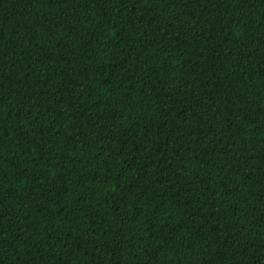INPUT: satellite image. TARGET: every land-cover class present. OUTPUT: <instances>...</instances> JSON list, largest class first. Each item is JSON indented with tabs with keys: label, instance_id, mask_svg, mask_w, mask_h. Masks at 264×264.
Wrapping results in <instances>:
<instances>
[{
	"label": "trees",
	"instance_id": "obj_1",
	"mask_svg": "<svg viewBox=\"0 0 264 264\" xmlns=\"http://www.w3.org/2000/svg\"><path fill=\"white\" fill-rule=\"evenodd\" d=\"M0 264H264V0H0Z\"/></svg>",
	"mask_w": 264,
	"mask_h": 264
}]
</instances>
